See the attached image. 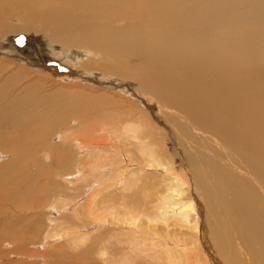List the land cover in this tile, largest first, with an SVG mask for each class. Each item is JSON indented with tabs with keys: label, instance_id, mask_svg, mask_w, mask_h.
<instances>
[{
	"label": "rangeland",
	"instance_id": "374dc122",
	"mask_svg": "<svg viewBox=\"0 0 264 264\" xmlns=\"http://www.w3.org/2000/svg\"><path fill=\"white\" fill-rule=\"evenodd\" d=\"M148 1L158 12H161V10H159L161 4L158 3L157 0ZM169 1L170 4H167L166 15L163 18H145L141 15L136 17H134L135 15H126L128 17L123 19V21L121 20L122 22L119 21L113 23L104 17H96L95 19H92L94 12L89 10L91 15L88 14V18L84 22L74 23V29L71 32H69L66 0H19L20 4H15L13 7H0V107L2 106L1 108H5V112L10 113L7 115L20 114L18 118H23L25 121L17 128L5 127L0 124V126H2V128L0 127V264H123L116 255H114V257L108 256V258L105 259L101 256L97 257L96 252L91 251L89 253V245L97 240L103 239V242L100 243V247L104 248L106 245L112 247L108 248L110 252L121 246L117 244L118 235L114 234L113 231L109 233L108 230H100L101 228L96 222H90L89 219L86 220L84 215H82L84 225L79 227V229L81 228L80 235L87 238L85 244L81 243L76 247L70 237L63 238L57 242H51L45 247H43L42 243L44 245L46 244L44 235L48 231L47 229L49 228V225L55 226L53 222H56L57 226L60 219L64 220L66 216L67 220L70 219L72 221V215L70 212H66L64 208L62 211V207H64L65 204L70 203L69 205L73 210L79 205H82V210H85V205L89 203V200L87 199L89 197L88 195L97 193V186H94L95 191L93 192L90 188L92 182L86 183L82 180L83 176H80L79 179L71 177V174H73V172L76 173V169L78 168L76 162L86 160L87 158L85 157L90 155L89 153H91V150L88 153H83L82 149L76 148L73 141L70 140V137L72 138L75 135L76 137L82 136L83 126H89L92 128L95 127L96 131L93 129V133L95 134L94 136H98L97 138L93 137V139L97 140L103 135L102 128L104 127L105 122H107V127L114 125L111 128L112 130L113 128L118 129L120 126L115 122L124 119L121 114L128 115L129 113L132 115L137 112L135 115L141 117L142 114L146 112L148 113V110L141 102L142 100L138 102L139 100L135 92L136 84H143L144 86L145 84L151 83L150 85H153L154 88L159 91L161 89L160 92L163 93L162 95L165 98L167 97L169 100H175L176 103L179 104L177 107L181 109L180 111L184 110L187 114L197 113L195 111L196 108V110H198V121L212 124L219 133L222 132L224 136H228L234 141L235 139L243 138L246 135V132H248L243 125H240L241 122L239 120L242 115L241 113L247 115L246 113L248 112L245 110L237 112V109L242 107L241 101H253V103L250 101L249 111H254L256 109L263 111L264 87L260 82L264 81L263 63H258L261 66L260 73L251 72L248 70V63L253 62L254 66H256L255 60L240 57L238 54H234L231 57H225L223 50H216L208 52V56L213 57L212 59L215 63L212 64L210 62L211 65L203 67V60L201 59L199 63L198 59H193L192 57L194 53L192 54L188 49L187 51L181 49L176 50L179 54L184 53L183 51L189 54H187V56H182L175 54L172 50L167 48L164 42H166L170 36L162 35L164 30L174 29L179 26L181 31L178 33H182V40L198 37L205 32V29L201 27L203 25L202 23H199L198 26L194 25L191 27L186 26L183 23L184 17H191L185 22L187 24L192 21L193 17L187 14V10L185 9L186 4H192L196 7L197 4L203 0H166V3ZM208 1L210 0H204L203 3ZM105 2L106 0H97L95 2V5L102 7V9H97V11L102 10L104 12ZM149 2L143 3V5L148 10H152V5ZM242 3L246 6L256 4L257 6H255V9H262L264 12V0H248L245 3L244 0H242ZM11 8L12 10H9ZM121 8L124 9L125 5ZM55 9H63L66 13L64 12L65 15H62L63 13H54L53 10ZM43 10L45 11L44 13L42 12ZM75 10L77 14L79 11L83 10L80 6V0H76ZM23 14L25 17H23ZM259 14L264 16V13L261 12L253 13V15ZM138 19L140 23H138V21L136 23V20ZM167 19L168 21L164 22V20ZM104 20L106 23L102 28V21ZM119 23L120 26L118 25L119 28L117 29V25L115 24ZM24 24L28 26L27 30L23 29ZM173 24L178 26L174 27ZM106 25L112 26L113 28V30L111 29L109 31L111 37H107V31L103 30ZM20 29L22 30L20 31ZM130 29H132V31ZM211 29H215L214 32L221 36H234L235 40L243 33L241 25L229 22H223L217 25L211 24ZM100 31L103 33H100ZM115 33H120L121 35L118 34L115 36ZM77 35L80 36L78 37ZM155 40H158L159 42H156ZM131 43L133 45H131ZM146 44L148 46H146ZM159 44L162 45L160 46ZM185 45H187V43ZM122 46L123 48H121ZM158 48L161 51H159ZM162 48L165 51L162 50ZM124 49L126 50L124 51ZM153 49H157V52ZM145 54H149L147 58ZM159 54L160 56L158 57L157 55ZM170 55L173 57H169ZM120 56L124 59H121ZM161 58H168V66L166 64V59L164 61ZM122 60H124V63H122ZM143 60L144 64L147 61L151 62L144 65ZM219 60L221 61V65L219 64ZM81 61H84V63ZM139 62L142 64V68L138 65ZM190 62L193 66L196 63L197 64L193 67ZM169 64L172 65V67ZM29 65H32L33 67L37 66L45 72H29L28 69H32ZM136 65H138V67ZM181 65L183 69L181 68ZM148 66H151L153 70ZM158 66L160 69L162 67V69L160 70ZM173 67H176L175 70H173ZM180 68L182 70L179 71ZM22 70H27L25 73H29V76L31 77L28 76L23 78ZM202 70L204 73L210 74L208 80H206L205 77L203 80ZM218 70L224 75L227 73L232 76V83L230 80L228 81L229 83L226 82L221 84L217 82L214 84L212 76H214V73L220 72ZM253 70L257 69L254 68ZM141 71H143L144 74ZM169 73L170 75L176 74V79L169 80V77L167 76ZM257 73L261 74V76H257ZM250 74L256 75L260 78H257L256 81H250L248 77ZM237 75H241L242 79L238 78ZM13 76L19 78L14 79L12 78ZM41 76H43V78ZM85 76L86 78H84ZM40 77L41 83L36 81L37 78L40 80ZM164 78H166V80ZM191 79H194L195 83L190 84L189 80ZM44 81H46V85L43 84ZM176 81L178 83H176ZM181 81L183 82V85ZM243 81H246L247 83ZM18 82H21L20 85L17 84ZM32 82H36V85L39 83L38 89L36 86H33ZM119 82L122 83L120 84ZM174 82L176 83L175 85ZM23 86L25 88H23ZM242 88L244 90H242ZM251 88H254V91L257 92L259 90L260 95L258 96V99L249 95V92L252 91ZM24 93L26 95H24ZM240 93H243L244 95L239 99ZM198 97L201 98L202 101ZM245 97H247L248 100H246ZM219 98L223 99L220 100ZM225 99L230 102V108H232L231 114L226 108L227 104L224 102ZM135 100H137L136 103H134ZM79 102L82 104H79ZM198 103L199 106L197 105ZM220 104L224 105L220 106ZM32 112H39L41 115L48 113V116L40 117L37 120H31L29 116ZM156 112L157 107H152L150 114ZM220 114L222 115V118ZM17 115L14 116L17 118ZM226 117L227 120L224 119ZM220 118L223 121L225 120L224 122L226 126ZM40 120L42 122H40ZM66 125H69L71 130H65ZM161 134L163 133L161 132ZM168 138L170 137L168 136ZM170 141L166 140L165 143L170 155L173 156L174 167L178 172L181 170L183 171L182 159H180L179 155L174 156L175 150ZM262 146H264V144H262ZM98 149L100 155L104 153V149H100V147L96 149L93 148L92 153H95V156H99L97 152ZM57 170H59L61 174H65L64 177L57 175ZM140 176L137 175V178L139 179ZM82 181L84 183H81ZM137 195L139 197V202H141L140 194ZM97 196L95 198L99 200H103L102 198L105 199L102 205L104 202L105 204H108V206L112 203V201L109 200L110 196H108V194L103 193L98 194ZM54 203L58 209L60 208L59 211L53 207ZM77 204L79 205L77 206ZM33 205L35 208H30V206L33 207ZM114 205L119 206L118 204ZM18 210L21 212L19 213ZM28 224L33 226L27 228L26 225ZM8 225H10V228ZM2 226L4 227L3 230ZM101 233L102 235H105V237H101ZM109 240L111 243H108ZM96 250L97 247H95V251ZM116 253L117 252H115V254ZM158 253V251L151 253V259H153Z\"/></svg>",
	"mask_w": 264,
	"mask_h": 264
},
{
	"label": "bare ground",
	"instance_id": "6f19581e",
	"mask_svg": "<svg viewBox=\"0 0 264 264\" xmlns=\"http://www.w3.org/2000/svg\"><path fill=\"white\" fill-rule=\"evenodd\" d=\"M96 1L97 0H80V6L83 10L79 11L77 14L75 10L76 0H66L69 32L74 29V23L86 21L88 14H90L89 10L94 12L92 19H95L96 17H104L107 20L116 23L127 18L128 16L126 15H135L134 17L141 15L145 18H163L166 15L167 4H170V1L166 3V0H157V2L161 4L159 9L161 12H158L148 0H106L103 12L102 10L97 11V9H102V7L95 5ZM203 1L199 2L196 7L192 4H186L185 9L187 10V14L193 17L192 21L188 24L185 22L191 17H184L183 23L189 27L194 25L198 26L199 23H202L203 25L201 27L205 29V32L200 34L198 37L182 40V33H178L181 31L180 27L173 24L174 27H178L164 30V33L162 34L170 36L169 39L164 42L167 48L172 50L175 54L182 56H187L188 53L185 51L188 49L192 52V54L194 53L192 57L193 59H198L199 63L201 59L203 60V67L211 65L210 62L212 64L215 63L212 59L213 57L208 56L209 51L213 52L216 50H223L225 57H231L234 54H238L240 57L255 60L256 66H254L253 62H250L248 63V70L260 73V64H264V16L261 14L253 15V13H264L263 10L255 9V6H257L256 4L250 6L243 5L242 0H210L204 3ZM247 1L248 0H244V3ZM146 2H149L152 5V10H148L144 7L143 3ZM18 3L19 0H0V7H13L15 4L18 5ZM123 5H125L124 9L121 8ZM9 10H12V8ZM66 11L63 9L53 10L54 13H63L62 15H65L64 12L66 13ZM42 12L44 13L45 11L43 10ZM23 17H25L24 14ZM23 20L25 21L24 18ZM137 21L140 23L139 19L136 20V23ZM165 21L167 22L168 19L164 20V22ZM102 22L103 28V25L106 22L105 20ZM223 22L241 25V29L243 30L242 35L235 40L234 36H221L214 32L216 28L214 30L211 29V24L217 25ZM115 25H117L118 29V25L120 26V23ZM23 29L27 30L28 26L24 24ZM111 29L113 30L112 26H104L103 30L107 31V37H111V33L109 32ZM21 30L22 29H20V31ZM130 30L132 31V29ZM100 33L103 32L100 31ZM118 34L120 33H115V36ZM186 43L187 45H185ZM131 45L133 44L131 43ZM117 46L119 47L118 44ZM146 46L148 45L146 44ZM121 48H123V46ZM177 49L185 51H183L184 53L179 54L176 52ZM125 50L126 49H124V51ZM153 50L156 51L157 49ZM162 50L164 49L162 48ZM146 54L145 56L147 58L149 54ZM220 54L223 55L222 53ZM172 55L169 57L172 58ZM157 56L159 57L160 54ZM121 59L124 58L121 57ZM165 59L167 64L168 58H164L162 60L165 61ZM123 61L124 60H122V63H124ZM81 62L84 63V61ZM150 62L151 61H147L146 63ZM220 62L221 61L219 60V64ZM190 64L192 65L191 62ZM138 65L141 66L142 64L139 62ZM138 65L136 66L138 67ZM29 66L32 67V69H28L29 72H45L37 66ZM170 66L172 67V65ZM175 68L173 70H175ZM181 68L179 71L183 69ZM252 68L257 70H253ZM215 70L217 71L216 68ZM26 71L27 70H22L24 74H22L23 78L30 75L29 73H25ZM202 75L203 80L204 77L206 80L210 78V74L204 73L203 70ZM167 76L169 77V80L176 79V74L170 75L169 73ZM237 76L242 79L241 75ZM257 76H261V74L257 73ZM257 76L250 74L248 77L250 81H256L258 78ZM41 77L43 78V76ZM41 77L40 80L37 78L36 81L41 83ZM212 77L214 84L217 82L224 84L230 80L232 83V76L227 73L224 75L221 71L214 73V76ZM12 78L17 79L19 77L13 76ZM84 78H86V76ZM164 79L166 80V78ZM189 81L190 84L195 83L194 79ZM243 82L247 83L246 81ZM260 82L262 83L260 84L264 87V81ZM20 83L21 82H18L17 84L20 85ZM35 83L36 82H32L33 86H36L38 89L39 83L37 85ZM176 83L178 82L176 81ZM176 83L174 82V85ZM181 83L183 85L182 81ZM43 84L46 85V81H44ZM150 84H145L144 86L143 84H136V90L134 89L139 100L138 102L142 100L141 102L148 110V113L146 112L142 114L141 117H138L139 115H135L137 112L132 115L129 113L128 115L120 113L124 119H120L118 122L116 120V122L114 121L115 123H118L117 125L120 126V128H113L112 130L111 128L114 125L107 127V122H105L104 127L102 128L103 135H101V137L99 136L100 138L98 137L99 139L97 140L93 139V137L97 138L98 136H94L95 134L93 133V129H95V127L92 128L89 126H83L82 136L76 137L75 135L72 138L70 137V140L73 141L76 148L82 149L83 153H88L91 150V153H89L90 155L85 157L87 158L86 160L76 162L78 164V168L76 167L77 174L73 172L71 177L79 179L80 176H83V181L86 183L92 182L90 188L93 192L95 191L94 186H97V193L88 195L89 197L87 199L89 200V203L85 205V210H82V205L80 206L77 204V206H79L77 208L74 207L75 209L73 210V208L69 205L70 203H64L65 206L62 207V211L64 208L66 212H70L72 215V221L70 219L67 220L66 216L64 220L60 219L57 226L56 222H53L55 226L49 225V228L47 229L48 231L44 235L46 244L44 245L42 243L43 247L49 245L51 242H57L66 237H70L76 247H78L81 243L85 244L87 238L80 235L81 228L79 229V227L84 225V219L82 216L84 215L86 220L89 219L90 222H96L101 228L100 230H108L109 233L113 231L114 234L118 235L117 244L121 247H117V249H113L111 252L108 250V248H112L109 247V245L105 246L107 248L100 247V243L103 242L102 238V240H97L89 245V253L91 251L96 252L97 257L101 256L107 259L108 256L114 257V255H116L123 264H264V146H262V144H264V109L263 111L257 109L249 111V104L252 100L248 102H244L243 100L241 101L242 107H239L237 112L244 110L248 112L246 113L247 115L241 113L242 115L239 118L241 122L240 125H243L248 132H246V135L243 138L235 139L234 141L228 136H224L222 132L219 133L212 124L198 121V110H196V108L195 111L197 113L193 114H187L184 110L180 111L181 109L177 107L179 104H177L175 100H169L167 97L165 98L162 95L163 93L160 92V88L159 91ZM23 88L25 87L23 86ZM243 88L242 90H244ZM24 95L26 94L24 93ZM243 95V93H240L239 99L242 98ZM249 95L258 99L260 93L259 90L257 92L254 91L253 88L252 91L249 92ZM245 98L248 100L247 97ZM199 99L201 100V98ZM222 99L223 98L220 100ZM136 101L137 100H135L134 103H136ZM224 102L227 104L226 108L231 114L232 108H230V102L226 99ZM79 104L82 103L79 102ZM197 105L199 106V103ZM223 105L224 104H220V106ZM1 107L0 124L5 127L17 128L19 125H22V122H25L23 118H18L20 114H14L17 115V119L13 114L7 115L10 113L5 112V108ZM152 107H157V112L150 114ZM43 116H48V113L41 115L39 112H32L29 118L31 120H37ZM227 117L224 119L227 120ZM224 121L222 120V122ZM40 122L42 121L40 120ZM0 127L2 128V126ZM65 127V130H71L69 125H66ZM161 132L163 134H161ZM168 136L170 138H168ZM166 140H169L172 143L175 150L174 156L179 155L180 159H182L183 171L181 170L178 172L175 169L173 156L170 155L168 149L166 148ZM99 147L100 149H104V153L100 155V151L98 149L97 152L99 156H95V153L93 154L92 150L93 148L96 149ZM57 175L64 177L65 174H61V172L57 170ZM137 175L140 176L139 179L137 178ZM83 181L81 183H84ZM103 193L110 196L109 200L112 201V203L109 206L108 204H105V202L102 205L105 200L104 198H102L103 200L95 198L98 194ZM137 194H140L141 202H139ZM114 204H118L119 206H115ZM53 207H55L58 211L60 209H58L55 203L53 204ZM30 208H35V206H30ZM20 212L21 211H19V213ZM8 226L10 228V225ZM30 226L33 225H26L27 228H30ZM3 229L4 227L2 230ZM100 235L101 237H105L102 233ZM108 243H111V241L109 240ZM95 247H97L96 251ZM154 251H158L159 253L151 259V253ZM115 252L117 253L115 254Z\"/></svg>",
	"mask_w": 264,
	"mask_h": 264
}]
</instances>
